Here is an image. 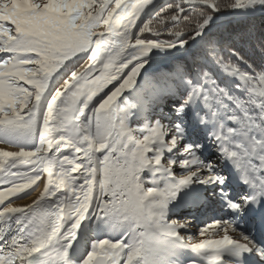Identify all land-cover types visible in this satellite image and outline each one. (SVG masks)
<instances>
[{
	"label": "snow or ice",
	"instance_id": "snow-or-ice-1",
	"mask_svg": "<svg viewBox=\"0 0 264 264\" xmlns=\"http://www.w3.org/2000/svg\"><path fill=\"white\" fill-rule=\"evenodd\" d=\"M151 3L0 0V264H73L80 250L82 264H162L177 247L264 264L238 230L243 219L264 234V29L210 26L264 13V0H173L141 21ZM142 113L150 122H129ZM212 197L235 219L205 224L200 236L223 238L197 243L172 214ZM90 216L125 231L90 242L78 236Z\"/></svg>",
	"mask_w": 264,
	"mask_h": 264
},
{
	"label": "rangeland",
	"instance_id": "rangeland-1",
	"mask_svg": "<svg viewBox=\"0 0 264 264\" xmlns=\"http://www.w3.org/2000/svg\"><path fill=\"white\" fill-rule=\"evenodd\" d=\"M163 5H161L160 7H162ZM258 14L259 13H256L254 15H249L247 13H242L239 10H237V11L231 12L228 17H234L235 22H237V21L247 19L250 16H256ZM262 14L264 15V13H262ZM149 15L147 16V18L150 17ZM146 19L144 21H146ZM227 24H229V23H220L219 26H225ZM174 53L177 57H179L182 54L181 52H177V51H174ZM153 55H156L157 58L159 59V57L165 55V53L153 54ZM151 63H152V60L149 59V64H151ZM145 67H148V65H146ZM62 72H63V69H61L60 72H58L57 74H55L51 78V80L49 82V91L46 92V94H45L46 96H48L50 89L53 86V84L57 83L62 78V76H61ZM137 83L138 84L140 83V78H138ZM125 95L130 96V92H126L123 94V96L118 101L119 104ZM163 110L166 112L167 108H164ZM146 119H148V122H150V118H149L148 114H146ZM151 119H159V116L151 117ZM129 122H135L138 125L144 124L139 116H135L134 119L129 116ZM201 187H203V186L192 185L190 188H186V189H188L189 191H192V189L201 188ZM28 191H31V190H28ZM178 194H180V192ZM178 194H177L176 200H174L172 202V204L169 205L170 209L177 206V205H180V203L177 200L178 196H179ZM20 195L21 196L19 197V199L24 198L26 196V194H20ZM209 195H211V194L209 193ZM10 199H16V198L12 197ZM210 203L214 204V207H213L212 211H210L208 213V215L204 214L203 211L200 212L199 208L195 209L193 207H180L176 213L172 214V218H174V219H180V220L187 219L188 221L191 222V224L194 227L190 228L185 234L195 236V240L197 243H199L203 240H212V241L219 240V239H222L223 235H224L223 232H220L219 234H217L216 231L212 228H209L208 233H206L203 236H200L198 234L199 228L203 227L207 223H211L212 221H214V220H212V213H214L215 211L218 213L223 212V214L230 213V212H228V208H223L221 206L222 202H216L215 197H212V200ZM202 216L207 217V218L204 219V218H202ZM224 218H228V216H226V217L224 216ZM90 220H91V222H90V229H89V237L95 238L92 241H94L96 239H103V238H119V236L122 235L125 231V229H123L122 227H117L113 222L108 220V218H106V217L101 219V220H97L95 217L91 216ZM105 220H107L108 222L105 223ZM219 220L231 221L232 219L230 218V219H219ZM238 230H239V228H238ZM239 231H241V230H239ZM229 235L232 236L233 239H236L238 234L229 233ZM201 255H204V254L196 253L190 248L177 247V248H173V249L169 250L168 252L163 253L159 259L162 261V264H189L192 262L191 258H193V256H194L193 260H197V258ZM206 255H208V254H206ZM85 256H83L78 261H76L75 264H82V261L85 258ZM205 257H207V256H205ZM226 260H227V257H226Z\"/></svg>",
	"mask_w": 264,
	"mask_h": 264
},
{
	"label": "trees",
	"instance_id": "trees-1",
	"mask_svg": "<svg viewBox=\"0 0 264 264\" xmlns=\"http://www.w3.org/2000/svg\"><path fill=\"white\" fill-rule=\"evenodd\" d=\"M173 0H166L165 4L158 8L150 17L149 19L154 16L157 12H159L162 8L166 7L168 4L172 3ZM233 12V11H231ZM231 12H222V13H217L215 18H214V24L210 25V26H214V27H218L220 29H227V30H234V31H239L241 29H243L244 27H247L249 25L254 26L257 30L259 29H264V15L262 13H259L256 16H250L247 19L241 20V21H237L235 22L234 17H228L229 14ZM220 23H229L225 26H219ZM157 69L159 71H166L167 68L165 66V64L161 63L157 65ZM141 76H143V72L141 73ZM62 79V78H61ZM60 79V80H61ZM60 80L53 84V86L50 89V92L48 95H50L52 92L55 91V89L59 86V82ZM129 95H125L123 97V99L120 102V107H125L126 106V98H129ZM146 114L147 113H142L139 115V117L141 118L142 122L144 124H146L148 122V119H146ZM137 116L135 114L130 115L131 118L134 119V117ZM108 221L105 220V223H107Z\"/></svg>",
	"mask_w": 264,
	"mask_h": 264
},
{
	"label": "bare ground",
	"instance_id": "bare-ground-1",
	"mask_svg": "<svg viewBox=\"0 0 264 264\" xmlns=\"http://www.w3.org/2000/svg\"><path fill=\"white\" fill-rule=\"evenodd\" d=\"M164 0H152V3L149 4L147 7L144 8L143 13L141 14L140 20L144 21L147 16L150 14V12L160 3H162ZM173 52L176 50H172ZM163 54V53H158L156 50L153 51L152 54ZM42 187L38 188L36 193L33 194V196L28 197L22 201H18V205L17 206H27L29 204H31L33 202L34 199H36L39 195L40 192H42ZM190 192L188 189H184L183 191L180 192V194H178V202L180 203V205L182 204V200L185 197V194ZM19 199V198H18ZM23 199V198H20ZM214 204L209 203V205H207L206 207H199L200 209L204 210V214L208 215V211H210L213 208ZM91 216L86 219L81 225H80V229H79V233L78 236L80 235H86L87 237H89V229H90V220ZM11 226V225H10ZM14 234V229L12 232L9 233V235ZM90 238V237H89ZM95 239V238H90V242ZM75 247V245H74ZM89 247H90V243H89ZM82 252V254H81ZM87 254V250H80L77 252V254L75 255L74 259H73V264H75L76 261H78L80 258H82L83 256H85ZM244 257H249L250 254L248 253H244L243 254ZM206 254L199 256V258H197V260H193V258H191L192 262L189 264H211L210 261H208Z\"/></svg>",
	"mask_w": 264,
	"mask_h": 264
},
{
	"label": "water",
	"instance_id": "water-1",
	"mask_svg": "<svg viewBox=\"0 0 264 264\" xmlns=\"http://www.w3.org/2000/svg\"><path fill=\"white\" fill-rule=\"evenodd\" d=\"M165 0L162 2V3H160V4H158L151 12H150V15L149 16H151V14H153L161 5H163V4H165ZM158 7V8H157ZM149 18V17H148ZM148 18L146 19V20H148Z\"/></svg>",
	"mask_w": 264,
	"mask_h": 264
}]
</instances>
